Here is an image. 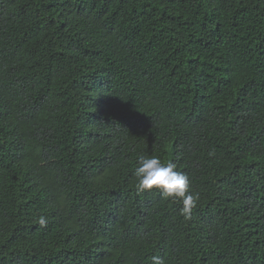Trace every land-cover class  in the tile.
<instances>
[{"label": "trees", "instance_id": "obj_1", "mask_svg": "<svg viewBox=\"0 0 264 264\" xmlns=\"http://www.w3.org/2000/svg\"><path fill=\"white\" fill-rule=\"evenodd\" d=\"M153 256L264 264V0H0V264Z\"/></svg>", "mask_w": 264, "mask_h": 264}, {"label": "clouds", "instance_id": "obj_2", "mask_svg": "<svg viewBox=\"0 0 264 264\" xmlns=\"http://www.w3.org/2000/svg\"><path fill=\"white\" fill-rule=\"evenodd\" d=\"M138 166L134 169L133 175L137 180L135 185L137 193L150 192L157 190L164 197L176 200L179 199L182 207L180 214L186 219L190 218L192 209L199 199L198 193L190 192L189 177L176 170L173 162L164 163L158 156H140ZM40 226L47 225L44 216L38 217ZM152 264H163L159 256L151 258Z\"/></svg>", "mask_w": 264, "mask_h": 264}]
</instances>
